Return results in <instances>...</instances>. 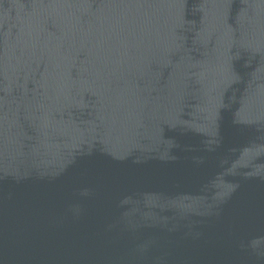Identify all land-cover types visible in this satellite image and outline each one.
Listing matches in <instances>:
<instances>
[{
	"label": "water",
	"instance_id": "water-1",
	"mask_svg": "<svg viewBox=\"0 0 264 264\" xmlns=\"http://www.w3.org/2000/svg\"><path fill=\"white\" fill-rule=\"evenodd\" d=\"M0 264H264V0H0Z\"/></svg>",
	"mask_w": 264,
	"mask_h": 264
}]
</instances>
